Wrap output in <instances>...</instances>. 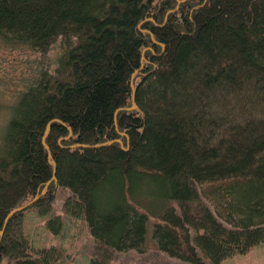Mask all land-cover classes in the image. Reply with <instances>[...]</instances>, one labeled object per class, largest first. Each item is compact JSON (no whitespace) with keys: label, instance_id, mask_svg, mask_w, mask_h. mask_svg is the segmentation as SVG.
<instances>
[{"label":"trees","instance_id":"1","mask_svg":"<svg viewBox=\"0 0 264 264\" xmlns=\"http://www.w3.org/2000/svg\"><path fill=\"white\" fill-rule=\"evenodd\" d=\"M179 1L0 0V41L34 54L0 125V263L66 257L33 248V209L55 236L86 230V264L264 242V0Z\"/></svg>","mask_w":264,"mask_h":264},{"label":"rangeland","instance_id":"2","mask_svg":"<svg viewBox=\"0 0 264 264\" xmlns=\"http://www.w3.org/2000/svg\"><path fill=\"white\" fill-rule=\"evenodd\" d=\"M32 60H34V54L31 53V50L12 49L0 41V74L4 75L9 82L16 83L7 90L0 86V125L8 119L7 108L15 99L14 90L18 88V78L28 72ZM56 190L53 212L63 213L62 203L63 199L67 197L68 191L65 192L60 188ZM155 192H158V187H155L153 194ZM144 195L149 197V195ZM134 198L137 197L134 196ZM167 204L168 202L165 203L166 206ZM138 205L140 204L138 203ZM23 216L26 234L30 236L31 245L35 250L51 245L63 246L66 257L61 259L60 264H86L92 256L94 244L80 224L72 223L67 217H64L65 229L61 235L55 236L45 228L44 220L47 215L41 218L33 209L24 211ZM145 253L129 251L125 254H118L114 256L110 264H189L171 257L168 258L165 254L157 253L152 248L147 249ZM0 264L10 263L5 259ZM222 264H264V242L252 247L246 254L224 258Z\"/></svg>","mask_w":264,"mask_h":264},{"label":"water","instance_id":"3","mask_svg":"<svg viewBox=\"0 0 264 264\" xmlns=\"http://www.w3.org/2000/svg\"><path fill=\"white\" fill-rule=\"evenodd\" d=\"M181 1V0H180ZM179 1V2H180ZM131 87L133 88V86H132V82H131ZM135 89L133 88V93H132V100H133V104H132V106H130L129 107V109H127V110H131V109H134L136 106H135V104H134V93H135V91H134ZM49 130V126H47V131ZM47 131H46V133L45 134H47ZM52 179L53 180H55V183H57L56 182V179H54V176L52 177ZM42 193H44V191H42ZM37 198V196H35L34 197V199L32 200V201H30V203H27V204H25V205H23V206H21V207H17V208H14L10 213H8L9 215L7 216V218H10L12 215H13V213H15V212H20V211H23L24 210V208H26V207H28L29 205H31L32 203H34V200ZM2 233V231H0V234Z\"/></svg>","mask_w":264,"mask_h":264},{"label":"bare ground","instance_id":"4","mask_svg":"<svg viewBox=\"0 0 264 264\" xmlns=\"http://www.w3.org/2000/svg\"><path fill=\"white\" fill-rule=\"evenodd\" d=\"M48 184V183H47ZM24 211V210H23Z\"/></svg>","mask_w":264,"mask_h":264}]
</instances>
